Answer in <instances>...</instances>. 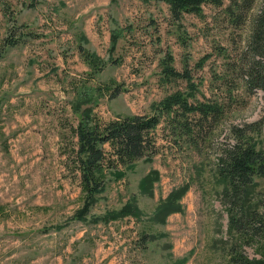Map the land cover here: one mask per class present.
Instances as JSON below:
<instances>
[{
	"label": "rangeland",
	"instance_id": "obj_1",
	"mask_svg": "<svg viewBox=\"0 0 264 264\" xmlns=\"http://www.w3.org/2000/svg\"><path fill=\"white\" fill-rule=\"evenodd\" d=\"M222 1L175 18L164 0H0V264L264 260V233L248 223L229 227V208L237 216L254 209L255 225L264 215V173L244 199L217 175L235 129L264 154V92L246 88L240 66L263 0L240 26L224 14L230 0ZM166 66L187 71L194 90ZM175 91L190 92V103L221 106L215 120L188 115L195 145L177 136L160 109ZM86 107L89 125L133 114H158L159 121L156 152L117 166L119 179L105 166V191L79 220L72 216L85 192L73 160ZM149 174L150 193L140 187ZM170 193L177 194L173 209L153 219ZM127 201L140 208L139 218L90 221Z\"/></svg>",
	"mask_w": 264,
	"mask_h": 264
},
{
	"label": "trees",
	"instance_id": "obj_2",
	"mask_svg": "<svg viewBox=\"0 0 264 264\" xmlns=\"http://www.w3.org/2000/svg\"><path fill=\"white\" fill-rule=\"evenodd\" d=\"M34 3L38 0H31ZM170 8L173 17H179L183 12L202 13L203 5L212 3L221 6L222 0H164ZM256 0H230L224 8V14L234 26H240L246 19L248 12L252 9ZM240 62L244 72V83L246 88H259L264 92V0L259 12L253 18L251 30L247 37L246 48L243 51ZM247 55V60L244 56ZM246 60V62H245ZM239 66V67H240ZM238 67V68H239ZM168 75L183 76L188 82L190 91L194 90V83L187 71L183 73L175 72L166 66ZM192 94L188 91H175L168 95L161 102V111L168 113L169 125L176 129L177 136L185 137L187 141L196 144L192 131L189 130L188 115L195 114L199 117L200 123L203 121L215 120L219 117L222 109L217 101H197L190 103L188 98ZM91 108L86 107L81 113L83 117L77 125L76 134L78 146L75 151L76 168L80 172V180L85 192V202L77 210L72 218L84 220L90 207L99 199L105 191L103 170L109 167L110 173L115 179H119L123 172L115 169L119 165L133 166V163L141 157L150 156L155 153V139L152 135L153 128L159 121V115L133 114L122 118H116L107 122H96L92 125L84 121L91 115ZM236 138L230 147L225 148L217 159V175L225 186L229 187L234 195H239L240 199L246 198L249 190L254 185V177L264 173V154L256 146V142L246 131L234 130ZM154 175L156 172H153ZM152 174L141 179L140 187L143 192L150 193L152 186ZM176 193H170L166 200L156 207L153 219L164 220L167 211L171 207L172 200L176 198ZM240 202V201H239ZM229 227L239 229L245 223L250 224L251 229L257 233H264V215L260 214L257 225L253 223L256 217L254 209L248 213L237 216L233 209L229 208ZM235 212V211H234ZM141 216V210L135 201H127L119 210H108L103 215L93 216L90 221L108 222L125 216ZM258 217V216H257ZM61 227V226H60ZM152 237V236H151ZM233 264H264L261 259H246L241 255L231 256ZM185 259L180 261L183 263Z\"/></svg>",
	"mask_w": 264,
	"mask_h": 264
}]
</instances>
